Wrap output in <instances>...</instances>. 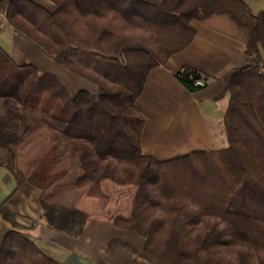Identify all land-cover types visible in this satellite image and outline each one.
Returning <instances> with one entry per match:
<instances>
[{
    "label": "trees",
    "instance_id": "1",
    "mask_svg": "<svg viewBox=\"0 0 264 264\" xmlns=\"http://www.w3.org/2000/svg\"><path fill=\"white\" fill-rule=\"evenodd\" d=\"M0 0L16 31L98 87L71 96L53 74L21 65L0 46V165L18 183L52 188L78 165L77 188L105 207L103 183L136 188L129 216L112 223L146 240L162 264H264V10L246 0ZM245 45L247 66L224 79L227 145L159 161L143 154L137 108L149 73L187 49L192 23ZM177 77L192 93L210 79L186 66ZM202 80L203 85L197 81ZM46 134L30 172L20 153ZM6 218L15 225L14 216ZM48 225L78 236L88 213L42 200ZM0 264H62L19 226L0 245Z\"/></svg>",
    "mask_w": 264,
    "mask_h": 264
},
{
    "label": "crops",
    "instance_id": "2",
    "mask_svg": "<svg viewBox=\"0 0 264 264\" xmlns=\"http://www.w3.org/2000/svg\"><path fill=\"white\" fill-rule=\"evenodd\" d=\"M35 1L53 8L49 0ZM263 10L253 9L255 13ZM192 25L196 30L192 44L149 73L144 91L137 100V108L145 119L143 154L159 161L194 151L226 147L222 120L229 98L222 96L224 79L230 72L249 63L247 49L241 42L198 21ZM0 46L16 63L34 66L40 75L50 73L56 76L71 96L82 90L97 95L95 84L69 71L16 31L1 11ZM186 66L207 76L209 85L195 93L187 90L176 75ZM45 135H39L35 141L43 140L45 143ZM44 152L39 153L40 157L34 164ZM21 163L30 166L22 155ZM69 165L70 173L47 191L28 180L18 183L14 174L0 165V245L8 232L19 226L44 253L62 264H162L145 253L143 236L112 223L113 215H130L136 188L130 186L126 193L115 188V184L104 182L103 188L111 202L102 209L98 206V199L77 188L75 180L81 171L77 164L70 162ZM110 189L121 191L116 199ZM43 199L74 206L88 213L89 219L80 235L73 236L48 225L42 218ZM7 213L14 216L16 225L6 218Z\"/></svg>",
    "mask_w": 264,
    "mask_h": 264
},
{
    "label": "rangeland",
    "instance_id": "3",
    "mask_svg": "<svg viewBox=\"0 0 264 264\" xmlns=\"http://www.w3.org/2000/svg\"><path fill=\"white\" fill-rule=\"evenodd\" d=\"M249 5L253 8V9H257V11H260V9L264 8V0H246ZM91 82V81H90ZM93 83V82H92ZM94 84V83H93ZM95 86L97 87V85L95 84ZM97 92H98V87H97ZM97 97V96H96ZM48 147V145L46 144V141L44 143L43 140L38 141H34L28 148H26L24 151H22L20 153V155L24 156L27 160H28V165L33 166L32 164H34V161H36L40 155V152H44L45 149ZM21 159V157H20ZM20 159L18 161V165L20 167H22L27 173L31 171L32 167L30 166H26L24 164H20ZM39 161V160H38ZM106 182V181H105ZM110 184L113 183L111 181H109ZM115 184V183H113ZM115 188H118L119 190H125V192L127 193L130 186H119L117 184L114 185ZM104 190V188H103ZM105 191V190H104ZM110 192H112V195L114 196V198L116 199V197H118V194L121 192H116V190H109ZM106 192V191H105ZM107 193V192H106ZM108 194V193H107ZM109 195V194H108ZM120 196V195H119ZM110 197V196H109ZM97 199V198H96ZM111 199L109 201V203L104 207L101 203V201L98 199V206L102 209H106L108 207V205L110 204ZM106 216V215H105ZM101 217V216H100ZM104 217V216H103Z\"/></svg>",
    "mask_w": 264,
    "mask_h": 264
},
{
    "label": "built area",
    "instance_id": "4",
    "mask_svg": "<svg viewBox=\"0 0 264 264\" xmlns=\"http://www.w3.org/2000/svg\"><path fill=\"white\" fill-rule=\"evenodd\" d=\"M197 84L198 85H203V81L202 80H199V81H197Z\"/></svg>",
    "mask_w": 264,
    "mask_h": 264
}]
</instances>
